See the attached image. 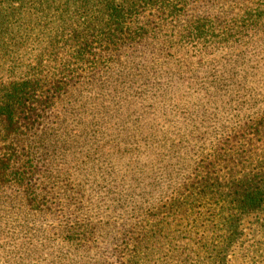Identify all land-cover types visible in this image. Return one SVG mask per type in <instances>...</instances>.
I'll use <instances>...</instances> for the list:
<instances>
[{
	"label": "trees",
	"instance_id": "16d2710c",
	"mask_svg": "<svg viewBox=\"0 0 264 264\" xmlns=\"http://www.w3.org/2000/svg\"><path fill=\"white\" fill-rule=\"evenodd\" d=\"M0 208V264H227L264 211V0H0Z\"/></svg>",
	"mask_w": 264,
	"mask_h": 264
},
{
	"label": "rangeland",
	"instance_id": "374dc122",
	"mask_svg": "<svg viewBox=\"0 0 264 264\" xmlns=\"http://www.w3.org/2000/svg\"><path fill=\"white\" fill-rule=\"evenodd\" d=\"M246 1L247 0H232L235 10L238 9L241 6V4ZM217 2L219 3V1ZM218 3L216 6H214L212 11L216 12L217 7L219 5L220 6L224 5V4H220V3L218 4ZM221 7L222 9H225V10L228 9V6L226 5L221 6ZM198 11H199V4L189 9L187 13L185 14L186 18H184L183 20H190L194 18L199 13ZM147 20L154 21V23L156 24L155 29H157L158 32H160V29H164L166 30V32L171 31V30H168L170 29L168 21L160 20V18H157V15L149 16ZM58 25H60V22L56 20L55 22H52L49 26L53 28V27H57ZM41 26H44V25H41ZM159 35L163 36L165 34L160 32ZM190 55L193 56L195 54L190 52ZM195 57H193V59ZM156 62H160V61L156 60ZM3 222L6 225H8L10 223V220L4 219ZM242 232H243V236L241 239L242 247L231 251L227 255V258H226L227 264H264V211L259 212L257 214H253L245 218L242 224ZM41 242H43V238L32 239V238L26 237L22 245H25L30 250L32 248H35V250H37V249H40L39 246ZM193 243H194L193 245L196 246L195 242ZM12 248H13V245L10 246V251L12 250ZM12 251H14V249ZM37 254H38V251H35L33 253L31 252V255L33 258H36ZM97 254H98L97 257L99 258L101 257V255L104 254L103 251L101 250V247ZM12 258H13V255H12ZM193 261H195V259L189 260L187 264H193ZM16 263L20 264L19 259L17 257L13 259L10 258V259L5 260L4 262H1V264H16ZM101 264H104V263L101 261Z\"/></svg>",
	"mask_w": 264,
	"mask_h": 264
}]
</instances>
